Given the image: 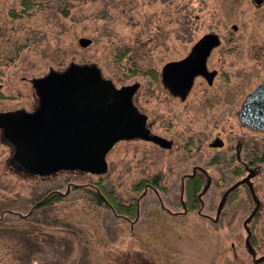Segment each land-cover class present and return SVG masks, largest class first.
Segmentation results:
<instances>
[{
	"label": "rangeland",
	"instance_id": "obj_1",
	"mask_svg": "<svg viewBox=\"0 0 264 264\" xmlns=\"http://www.w3.org/2000/svg\"><path fill=\"white\" fill-rule=\"evenodd\" d=\"M20 1L0 0V28L10 40L0 50L1 91L10 98L17 96L0 101V113L35 106L34 91L21 81L23 77H40L49 68L60 70L70 61L94 62L117 87L138 81L135 102L148 115L150 126L159 132L172 130L168 133L177 135L178 140L177 148L162 153L149 143L118 142L107 154V173L97 178L78 171L36 175L16 170L9 163L13 148L0 133V257L4 262L219 264L218 244L222 242L228 257L234 229L220 228L194 213L174 214L181 211L178 177L185 169L187 152L178 148L184 142L181 133L188 127V110L156 97L152 77L140 72L179 60L191 41L203 33L217 32L227 40L232 24L239 29L233 35L249 44L254 28L250 0H49L34 4L28 12L22 10ZM255 28L264 40L260 33L264 26L256 22ZM81 37L90 39L91 44L80 48L77 40ZM263 75L264 71L255 80ZM252 81L242 87L243 94ZM237 83L230 81L224 86L232 93ZM227 105L232 109L231 101ZM196 114L203 125L207 121L208 134L219 129L223 113L216 115L215 125L213 112L211 117L197 112L193 116ZM158 119L162 120L156 122ZM196 129L204 131L193 126ZM153 176L159 185L158 195L149 191L142 197L138 215L128 216L131 222L93 198L100 179L117 202L136 203L144 179ZM138 184L141 190L135 189ZM54 192L62 195L60 201L37 208L41 195ZM214 192L206 196V203H215ZM231 205L238 203L235 200ZM19 216H24V221ZM229 218L225 215L223 221L227 223ZM231 220L235 223L239 218Z\"/></svg>",
	"mask_w": 264,
	"mask_h": 264
},
{
	"label": "flooded vegetation",
	"instance_id": "obj_2",
	"mask_svg": "<svg viewBox=\"0 0 264 264\" xmlns=\"http://www.w3.org/2000/svg\"><path fill=\"white\" fill-rule=\"evenodd\" d=\"M34 1L35 0H21L20 4L22 5V10L28 12V10L33 8L34 4L39 5L49 0H36L35 2L37 3H34ZM250 3L252 5L250 15L253 16L252 21L254 22V28L251 29L249 35L251 38V42L248 41L249 44L243 42L240 37L237 38L233 35L235 34L234 32L237 33L239 29L236 24H232L231 32L227 34V36H229L227 40L223 38L224 36L222 37L221 34L211 31L201 34L188 45L185 55L179 59L181 60L188 56L187 72L188 82L190 83L184 97L174 93V91L178 90L177 84L171 77H164L163 73L165 64L178 60L164 62L158 70H154L156 71V76L154 79H151L156 97L158 96L159 99L170 103L174 107H182V105H184L188 110V127L187 130L183 132L185 136L181 133L184 142L181 143V147L178 148L186 150L187 152L185 169L178 177L180 181L179 203L181 211L174 212V214L186 215L187 213H194L193 215L201 217L206 222L209 221L213 225H221L220 228L224 226L223 228H226V230L231 231V228L235 230L234 233L236 236L233 238L229 237L232 242L229 245L230 252L228 257L227 254L224 253V248L221 246L223 242L218 244L219 264H264V129L245 123L240 119V113L243 109L245 100L264 80V75L260 77L258 81L255 80L257 75L264 71V40L259 38L260 34H256L258 31L255 28L256 22L264 26V0H250ZM261 32L264 33V30L260 31V33ZM206 35L216 36L218 44L210 47L201 46L198 51L193 50L195 43ZM91 42L90 39L85 37L78 38L77 40V44L80 48H86ZM9 44L10 40L6 39L5 31L0 28V50ZM206 49L207 52L205 53ZM9 51L10 50H8V52ZM11 56L12 55H10V57ZM72 64L95 65L100 70L104 79L111 80L103 76L101 69L94 62L78 63L70 61L60 70L49 68L48 71L40 77H23L21 81L29 83L34 91L33 97L36 99L35 106L32 110L20 108L6 112L17 110L32 112L36 110L41 105V99L36 93L31 81L44 77L50 71L58 73L63 72ZM140 73L141 76H144L142 72ZM238 74L240 76H238ZM240 78H242V80ZM251 79L254 80L252 81ZM248 80L254 83L251 88L248 89V91H244L243 94L242 87L245 86ZM230 81L232 83L238 81V87L235 89L233 88L234 90L232 89V93L228 92L230 88L224 86V84L230 83ZM112 83L116 88H120L117 87L113 81ZM132 84H137V90L132 98L133 104L140 113L145 115V126L149 134L157 136L167 144V146L142 139L122 140L120 142L140 141L151 144L161 153L166 151L171 152L172 149L177 148V135L171 132L168 133V131L172 130L163 132L153 130L152 125L150 126L148 115L143 112L135 102V96L140 90V83L136 81ZM1 90L2 82L0 80V91ZM240 92L242 95L239 94ZM5 96L7 98L0 101L17 98V96L13 98L7 95ZM230 101L232 102L233 110L230 109L231 106L229 108L227 105ZM192 102H196V104L193 103L192 105ZM211 106L216 107V109L211 110ZM194 112L201 114L203 117H208V114L211 117V112H213L211 117L212 122L217 114L223 113L219 129L212 134H208L206 132L207 128L204 127L207 121L205 120L203 125L202 120L201 122L198 120V114L193 116ZM254 112H258V110L255 109ZM159 117H161L160 114L158 115V118ZM160 120L162 119H158L156 122ZM212 124L215 125V122ZM193 126L194 128L197 126L200 128L203 127L205 132L202 129L193 130ZM0 133L2 136L1 129ZM108 152L105 155V160ZM204 154L209 155L204 157ZM59 172L72 171L59 170L52 174ZM93 176L98 178L103 175ZM156 176L147 180L144 179L146 182L143 187V192L135 199L137 206L138 201L149 191L154 195H158L159 185L156 182ZM194 183H197V185H195L196 187L194 191H192ZM187 186L188 198L185 193ZM211 190L217 191L214 192V196L217 200L215 203H211L210 201L206 203L205 198L209 195ZM235 200L238 205H231ZM136 212L138 215V210ZM225 215L226 217H230L227 223L223 221ZM232 217H238L239 220L234 223L231 220ZM123 219L128 222L130 221L128 217H124ZM137 219L138 217L136 216L135 221Z\"/></svg>",
	"mask_w": 264,
	"mask_h": 264
},
{
	"label": "water",
	"instance_id": "obj_3",
	"mask_svg": "<svg viewBox=\"0 0 264 264\" xmlns=\"http://www.w3.org/2000/svg\"><path fill=\"white\" fill-rule=\"evenodd\" d=\"M217 44L216 36L206 35L193 50ZM187 68L188 56L163 67L164 77L172 78L178 86L174 93L181 97L190 83ZM31 82L41 105L32 112L0 113L3 140L13 147L9 163L16 170L36 175L65 170L100 176L107 172L106 153L122 140L142 139L167 146L149 134L145 115L133 104L137 84L116 88L95 65L74 64ZM240 119L264 129V80L245 100Z\"/></svg>",
	"mask_w": 264,
	"mask_h": 264
},
{
	"label": "trees",
	"instance_id": "obj_4",
	"mask_svg": "<svg viewBox=\"0 0 264 264\" xmlns=\"http://www.w3.org/2000/svg\"><path fill=\"white\" fill-rule=\"evenodd\" d=\"M144 76H149L151 79H154V77L156 76V71L154 70H146V71H142ZM7 97L0 91V100L6 99ZM195 185H197V183H194L192 186V191H194V188L196 187ZM96 191L93 192V198L96 201V204L98 205H105L106 207L110 208L112 210V212L114 213V215L118 216V217H132L133 215H135V213H137V205L135 202L133 203H129V204H123V203H119L117 202L116 198L113 196V193L111 191H108L106 187H104L102 185L101 180L99 179L96 185ZM136 190H141V186L140 184L135 186ZM186 196L188 198V186L186 188ZM62 195H60L59 193H46L43 194L39 197V201L40 203L38 204L37 208H41V207H45V206H49L54 202H58L60 201L62 198ZM105 200H104V199ZM44 200V201H43ZM106 201V202H105ZM20 217V221H24L23 217L24 216H19ZM35 224V223H34ZM0 260H2V262H0V264H8L7 262H4L3 258L0 257Z\"/></svg>",
	"mask_w": 264,
	"mask_h": 264
}]
</instances>
